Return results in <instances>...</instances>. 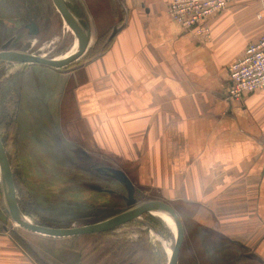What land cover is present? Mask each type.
I'll use <instances>...</instances> for the list:
<instances>
[{"label":"crops","instance_id":"0c3cea01","mask_svg":"<svg viewBox=\"0 0 264 264\" xmlns=\"http://www.w3.org/2000/svg\"><path fill=\"white\" fill-rule=\"evenodd\" d=\"M63 1L89 42L116 32L84 64H34L22 83L69 132L83 126L86 156L110 157L133 190L174 209L192 264H264V93L227 99V68L264 33V0L210 17L206 43L167 16L171 0ZM42 238L0 220V264H77L73 239Z\"/></svg>","mask_w":264,"mask_h":264},{"label":"rangeland","instance_id":"374dc122","mask_svg":"<svg viewBox=\"0 0 264 264\" xmlns=\"http://www.w3.org/2000/svg\"><path fill=\"white\" fill-rule=\"evenodd\" d=\"M31 22L38 29L37 35L28 33ZM109 36L96 43L91 40L80 58L57 71L78 67L98 56ZM78 48L76 33L63 21L51 0H0V51L17 50L61 60ZM32 65L0 61V140L9 160L20 212L34 224L71 228L100 222L125 210L131 201L108 171L113 166L111 158L101 157L100 153L86 156L84 150H91V142L86 139L83 126L76 125V135L69 132L68 123L63 119L55 122L53 111L41 107L36 100L38 91H33V95L30 86L22 83L23 77L30 78L29 69L38 67ZM73 108L70 103L65 107L68 113H73ZM71 118L67 115L68 120ZM151 198L136 187L132 202ZM0 220L26 237H35L40 245L42 237H47L13 223L7 214L1 180ZM61 239H73V250L75 245H96L99 251L89 256L87 264H97L102 256L100 264H167L176 228L166 214L150 212L78 243L73 237ZM188 245L184 239L177 264H192ZM75 255L76 263L81 264L77 251Z\"/></svg>","mask_w":264,"mask_h":264},{"label":"water","instance_id":"95a60500","mask_svg":"<svg viewBox=\"0 0 264 264\" xmlns=\"http://www.w3.org/2000/svg\"><path fill=\"white\" fill-rule=\"evenodd\" d=\"M51 1L59 12L63 21L76 33L79 41V49L77 53L69 57L68 59L62 61H54L51 59H44L38 56H34L23 51L1 50L0 61L15 64H35L59 69L71 64L83 55V53L87 49L89 42L88 28L83 26L74 17V15L67 8L63 0ZM27 29L30 35H37L38 33V29L33 22H31L27 26ZM115 32L116 30L112 32L110 40L113 38ZM108 171L111 174L112 178L124 187L127 192L128 199L131 201L125 210L103 221L81 227L55 228L34 224L31 223L19 210L9 160L6 155L3 144L0 140L1 189L7 208V214L14 224L18 225L19 227L23 228L28 232L41 234L49 237H76L82 235H97L110 232L115 230L119 226H122L132 220H135L136 218L140 217L145 213H150L157 210L165 211L173 218L176 228V239L167 264H177L178 252L183 240V227L174 209L168 204L158 200H147L139 203L132 202L134 190L128 178L120 170L110 168Z\"/></svg>","mask_w":264,"mask_h":264},{"label":"built area","instance_id":"2783aa9c","mask_svg":"<svg viewBox=\"0 0 264 264\" xmlns=\"http://www.w3.org/2000/svg\"><path fill=\"white\" fill-rule=\"evenodd\" d=\"M237 0H171L166 14L200 43L210 41L206 21ZM227 99L238 102L245 95L264 93V33L246 46L243 56L227 68Z\"/></svg>","mask_w":264,"mask_h":264},{"label":"trees","instance_id":"16d2710c","mask_svg":"<svg viewBox=\"0 0 264 264\" xmlns=\"http://www.w3.org/2000/svg\"><path fill=\"white\" fill-rule=\"evenodd\" d=\"M106 47H107V45H106ZM106 47H104L101 52H103L106 49ZM92 236H94V235H82V236H76L73 238H74V242L78 243L81 241V239L92 237ZM27 250L29 251V249H27ZM96 250L99 251L98 247L94 244H91L89 246L85 245L83 247H78V245H75V251H77L79 254V257H80L79 260H80L81 264H87L89 256H91L93 254L95 255L97 253ZM103 260H104V257L102 256L100 259L97 260V264H100V262ZM122 262L124 263V261H122Z\"/></svg>","mask_w":264,"mask_h":264},{"label":"bare ground","instance_id":"6f19581e","mask_svg":"<svg viewBox=\"0 0 264 264\" xmlns=\"http://www.w3.org/2000/svg\"><path fill=\"white\" fill-rule=\"evenodd\" d=\"M52 2V1H51ZM55 7V6H54ZM57 10V9H56ZM79 49V48H78ZM78 49H76V51L72 54V55H70L69 57H71V56H73V55H75L76 53H77V51H78ZM35 56V55H34ZM38 57H40V56H38ZM69 57H67V58H64V59H61V60H54V61H62V60H65V59H68ZM41 58H43V57H41ZM44 59H48V58H44ZM52 60V59H51ZM0 180H1V178H0ZM154 212H161V213H163V214H166L167 216H169L172 220H173V218L167 213V212H165V211H159V210H157V211H154ZM173 222H174V220H173ZM175 224V223H174ZM23 229V228H22ZM39 235H41V234H39ZM45 236V235H44ZM47 237H49V236H47ZM52 238H54V237H52ZM65 238H68V237H65Z\"/></svg>","mask_w":264,"mask_h":264}]
</instances>
